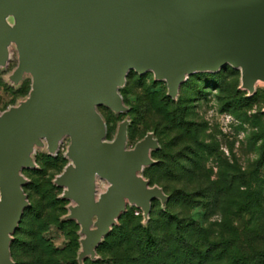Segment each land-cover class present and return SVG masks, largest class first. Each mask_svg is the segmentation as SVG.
<instances>
[{
    "label": "water",
    "instance_id": "water-1",
    "mask_svg": "<svg viewBox=\"0 0 264 264\" xmlns=\"http://www.w3.org/2000/svg\"><path fill=\"white\" fill-rule=\"evenodd\" d=\"M28 96L0 112V264H14L10 247L29 207L23 170L37 166V148L56 156L68 138V164L54 180L67 200L64 220L79 226L78 264L96 261V249L127 206L146 224L151 203L168 196L140 174L159 150L153 133L127 148L129 121L106 140L99 107L125 114L119 93L128 74L148 72L176 100L197 73L225 66L240 72L252 96L264 84V0H0V69ZM106 188L98 192L97 181Z\"/></svg>",
    "mask_w": 264,
    "mask_h": 264
},
{
    "label": "rangeland",
    "instance_id": "rangeland-1",
    "mask_svg": "<svg viewBox=\"0 0 264 264\" xmlns=\"http://www.w3.org/2000/svg\"><path fill=\"white\" fill-rule=\"evenodd\" d=\"M16 66L13 51L8 66L0 69V112L28 96V75L18 86L8 80ZM119 93L128 112L114 115L98 108L106 140L114 138L123 120L129 121L128 149L153 133L159 144L151 153L155 164L140 175L169 199L163 205L152 202L146 224L135 207L122 214L135 218L147 239L164 250L150 261L142 258V264H264V85L256 84L248 96L240 88V72L225 66L188 77L172 100L152 73L131 71ZM68 145L65 138L56 156L37 148V168L22 171L29 207L12 235L14 264H38L37 257L48 264H78L79 226L63 219L70 202L61 199L63 189L53 183L69 162ZM106 186L97 181L99 191ZM175 221L182 234L175 232ZM100 245L97 262L85 264H115Z\"/></svg>",
    "mask_w": 264,
    "mask_h": 264
},
{
    "label": "trees",
    "instance_id": "trees-1",
    "mask_svg": "<svg viewBox=\"0 0 264 264\" xmlns=\"http://www.w3.org/2000/svg\"><path fill=\"white\" fill-rule=\"evenodd\" d=\"M175 223V232L182 234L180 222L175 221ZM147 233V230L142 228L141 224L135 218L131 215L124 214L119 220V226L111 230L103 243H101L99 249L104 251V253L110 251L115 264L127 262L130 264H142V258L150 261L154 255L158 257L164 252V250L158 249V246L153 240L147 239ZM37 258L38 264H48V261L41 260L39 257ZM91 262L96 263L97 260Z\"/></svg>",
    "mask_w": 264,
    "mask_h": 264
},
{
    "label": "bare ground",
    "instance_id": "bare-ground-1",
    "mask_svg": "<svg viewBox=\"0 0 264 264\" xmlns=\"http://www.w3.org/2000/svg\"><path fill=\"white\" fill-rule=\"evenodd\" d=\"M13 51H14V50L11 49V55H10V58H11V59H12V56H13ZM11 59H10V60H11ZM259 83H260V82H259ZM257 84H258V83H257ZM260 84H263V83H260ZM263 85H264V84H263ZM100 181H101V180H100ZM104 182H105V181H104ZM105 188H106V187H105ZM105 188H104V189H105ZM104 189H103V190H104ZM97 191L100 192L101 190L99 191V190H98V187H97Z\"/></svg>",
    "mask_w": 264,
    "mask_h": 264
}]
</instances>
